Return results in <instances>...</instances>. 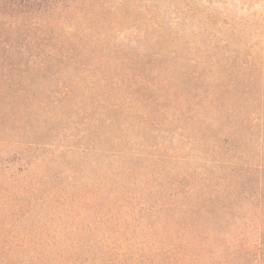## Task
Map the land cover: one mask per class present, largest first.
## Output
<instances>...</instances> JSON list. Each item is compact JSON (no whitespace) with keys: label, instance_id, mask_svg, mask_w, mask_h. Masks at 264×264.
Segmentation results:
<instances>
[{"label":"rangeland","instance_id":"rangeland-1","mask_svg":"<svg viewBox=\"0 0 264 264\" xmlns=\"http://www.w3.org/2000/svg\"><path fill=\"white\" fill-rule=\"evenodd\" d=\"M42 9L0 23L32 95L0 129L17 172L0 174V264H189L188 224L216 262L264 258V0ZM184 180L192 197L170 195Z\"/></svg>","mask_w":264,"mask_h":264},{"label":"trees","instance_id":"trees-1","mask_svg":"<svg viewBox=\"0 0 264 264\" xmlns=\"http://www.w3.org/2000/svg\"><path fill=\"white\" fill-rule=\"evenodd\" d=\"M51 2V0H0V23L5 22L8 19L11 18H20L26 15H30L33 13L40 12L43 10L42 8L46 5H48ZM1 27V26H0ZM6 29V25L3 26V30ZM12 47L7 39L0 36V101H5L4 104V112L0 114V129L10 128V125H14L16 121L19 123L21 120H18L15 118L16 114H22L20 110L17 112H13L12 109L14 106H18V109L24 104V102H28L30 99H32V95L27 92L26 87L28 86L27 83L24 81H17L13 78V74L21 78L26 72H28L30 67H25L22 70H19V68L14 67L12 64L7 63L6 58L11 53ZM144 66V64H143ZM148 65H145V68L143 73L134 74L135 80L134 84L137 90H139L143 94H147V90L153 86H155L156 82L152 81H146L145 80V72L150 74L152 71L147 67ZM129 74H126L122 78H117L115 80L116 83H126V78ZM15 76V77H16ZM104 84L108 83V80L102 81ZM94 82L88 81L87 86L93 85ZM171 91V90H169ZM116 95H119L118 92ZM28 100V101H26ZM111 105V104H108ZM111 106H108L110 108ZM107 109V107H104ZM23 119L25 116L22 117ZM145 120V119H144ZM142 123L145 124V121H142ZM3 131V130H2ZM5 168L2 170L0 174L4 175L6 178L11 179L12 181H16V171H13L10 169V167L4 166ZM7 175V176H6ZM208 177H204L203 181L206 182V179ZM176 184L177 190H175L170 195L178 194L179 196H187L185 198L192 197V194L195 192V189L189 185V181L184 180L183 182L176 181L174 182ZM173 184V182H172ZM174 185V184H173ZM173 187V186H172ZM176 195V196H178ZM202 200L206 201L205 203L208 204L211 201L212 195L211 194H204L203 197H200ZM157 199V198H154ZM152 199V200H154ZM158 208L160 210H172L173 207L171 204H166V206L160 207H154L152 211H157ZM151 211V209H149ZM155 211V212H156ZM194 230V226L188 224L187 226L183 227V234L186 237L184 239L185 241V250H187L188 247L192 249V252L189 254L188 252H184V260L185 263L189 264H196V260L198 258H204L206 257L209 260V264H228L230 263L231 259L227 256H222L218 262L213 260L212 257L209 255H204V249L209 248L210 245L207 241V239H203V247L202 249L194 250V245L198 242V237L192 236ZM244 260L239 259L236 264H246L243 262ZM249 264H264V258L254 259Z\"/></svg>","mask_w":264,"mask_h":264}]
</instances>
